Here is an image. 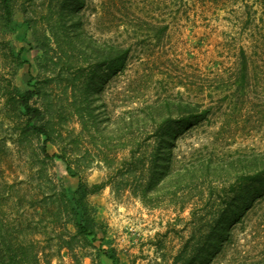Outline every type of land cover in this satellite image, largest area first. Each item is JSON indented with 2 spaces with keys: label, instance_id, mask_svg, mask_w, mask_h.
<instances>
[{
  "label": "rangeland",
  "instance_id": "rangeland-1",
  "mask_svg": "<svg viewBox=\"0 0 264 264\" xmlns=\"http://www.w3.org/2000/svg\"><path fill=\"white\" fill-rule=\"evenodd\" d=\"M10 5L0 0L3 247L68 264L57 237L83 180L101 185L85 200L84 264H181L214 222L193 259L264 264V0ZM26 89L48 139L26 127Z\"/></svg>",
  "mask_w": 264,
  "mask_h": 264
},
{
  "label": "trees",
  "instance_id": "trees-1",
  "mask_svg": "<svg viewBox=\"0 0 264 264\" xmlns=\"http://www.w3.org/2000/svg\"><path fill=\"white\" fill-rule=\"evenodd\" d=\"M11 1L12 0H2L4 9L8 15H11L12 12L10 5ZM35 94V89H26L19 96V102L24 108L25 114L27 115L26 127L33 129L38 133L45 134L46 138L48 139L50 137V131L46 124L42 122L43 111L39 106H36L31 102ZM156 139H158L156 141V144L159 145L162 142V136L157 135ZM141 157L142 156H139V159ZM157 157H159V155H156L154 158L156 163L158 160ZM133 158L137 159L138 157L134 155ZM99 187H101V185H89L87 182L81 180L78 189L74 191L70 198L65 195L67 197L66 201L68 203L66 211L70 212L72 215V219L68 221L72 224V228H66L65 234L59 233L57 239L60 249L66 247L70 251V262L68 264H84L83 256L79 254L78 246L80 245L79 243L81 242L82 234H86L89 228V224L85 223V213L87 211V203L85 200L91 192H94ZM91 222L92 224H96L95 221ZM211 224L215 225L216 223L214 222ZM212 225L206 224L200 229L196 242L191 243V241H187L180 249L178 253V259L181 264H195L197 262L198 264L214 263V257L208 258L206 260L193 259L195 251L198 252V250H200L199 248H202L204 246L203 244L209 236V228ZM65 236L68 239H64ZM214 241H216V239ZM5 244L7 247H3L4 244L0 243L2 248L5 249L6 247L5 250L11 253V264H43L44 259L42 256H40V250L36 248L35 251L34 245H19L16 249L13 244H8L6 241ZM222 245L223 243L220 244L221 247ZM2 248L0 249V254L5 257V254L3 253L5 250H3ZM3 257H0V264H5L6 262ZM48 264H52L50 259H48ZM60 264H65V262L62 261Z\"/></svg>",
  "mask_w": 264,
  "mask_h": 264
}]
</instances>
